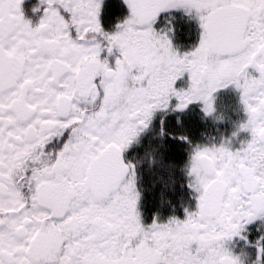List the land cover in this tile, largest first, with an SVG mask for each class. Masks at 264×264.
<instances>
[{
  "label": "snow or ice",
  "instance_id": "1",
  "mask_svg": "<svg viewBox=\"0 0 264 264\" xmlns=\"http://www.w3.org/2000/svg\"><path fill=\"white\" fill-rule=\"evenodd\" d=\"M22 3L0 0V264H244L235 238L264 264V0H41L37 24ZM228 86L248 138L196 145L195 210L144 224L122 153L172 98L210 115Z\"/></svg>",
  "mask_w": 264,
  "mask_h": 264
},
{
  "label": "flooded vegetation",
  "instance_id": "2",
  "mask_svg": "<svg viewBox=\"0 0 264 264\" xmlns=\"http://www.w3.org/2000/svg\"><path fill=\"white\" fill-rule=\"evenodd\" d=\"M21 7L25 18L37 24L43 15L42 9L45 5L41 3V0H23ZM173 15L177 17L178 22V31L173 42L181 52L188 51L198 39V24L196 21L189 20L182 11H176ZM185 82L187 83L186 77L177 83L184 84ZM213 100L226 103L230 107L228 120L221 124L219 132L223 134L237 132L240 122L245 119L239 102L238 90L233 86L220 88L213 93ZM176 103V99L172 98L166 110H156L148 127L141 131L122 153L125 163L135 166L136 187L140 194L138 210L142 222L146 225L152 223L154 219L162 222L167 216V205L172 208V216L178 219L185 217L187 193L180 168L186 164V161L178 165L179 179L177 182L171 179L166 181L158 177V172L162 168L158 160V151L159 145L162 144L163 147L168 148L169 155H174L175 148L181 147L187 157L193 145L191 133L195 130L199 131L198 121L201 115L200 113L193 115L191 112L190 108L195 102L183 110H175ZM196 103L200 110V101ZM182 111L184 113H181ZM223 113L222 110L220 115ZM239 135L248 136L249 133L239 131L237 136ZM182 185L184 188L181 187Z\"/></svg>",
  "mask_w": 264,
  "mask_h": 264
},
{
  "label": "rangeland",
  "instance_id": "3",
  "mask_svg": "<svg viewBox=\"0 0 264 264\" xmlns=\"http://www.w3.org/2000/svg\"><path fill=\"white\" fill-rule=\"evenodd\" d=\"M195 21V20H193ZM193 31H195L193 29ZM196 43V42H195ZM177 88L181 87H187V83H177ZM199 106L201 109L198 108V103L195 102L193 106H191V112L193 115H197L200 113L199 117V125L200 129L199 131H193L191 133L192 136V148L189 153H187L186 157V164L180 168L181 173L183 174V184L185 186V190L187 193V200H186V210H195L196 207V197L198 193L195 192L194 188L190 187V183L194 180V177L189 175V169H190V158L193 151V148L196 145H202V146H210L212 144H225L229 141H232L233 147H238L240 141L248 138L246 135H239L233 137V133L231 134L227 132V134H223L219 131H221V124H224L228 120V115L230 111L229 105L226 103H219L216 100H213V106L214 111L210 115H206L203 111V102L200 101ZM224 108V109H223ZM224 111L222 115H220L221 111ZM181 113H184L182 111ZM226 133V132H225ZM182 185L181 187L184 188ZM167 216L163 219V222H166L170 217L172 216V208L170 205H167ZM170 208V209H169ZM185 208V207H184ZM183 208V209H184ZM185 210V212H186ZM185 214V213H184ZM259 222H257L258 224ZM248 235V238L250 241H255L257 235L259 233L255 232L254 228L250 227L248 232L246 233ZM230 249L233 251L234 254H238L241 256L242 260L244 261V264H256L255 260L257 259V250L255 247L251 246V244H245L243 240H240L239 238H235L232 242L228 245Z\"/></svg>",
  "mask_w": 264,
  "mask_h": 264
},
{
  "label": "trees",
  "instance_id": "4",
  "mask_svg": "<svg viewBox=\"0 0 264 264\" xmlns=\"http://www.w3.org/2000/svg\"><path fill=\"white\" fill-rule=\"evenodd\" d=\"M167 150V147H163L162 144L159 145L158 160L162 168L158 172V177L166 181L171 179L177 182L179 179L178 165L186 160V155L181 147L175 148L174 155H169Z\"/></svg>",
  "mask_w": 264,
  "mask_h": 264
}]
</instances>
